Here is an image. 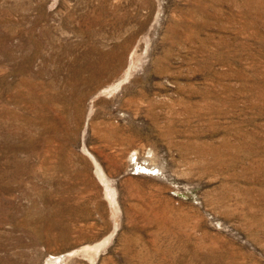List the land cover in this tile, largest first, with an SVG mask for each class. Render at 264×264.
Wrapping results in <instances>:
<instances>
[{
  "label": "rangeland",
  "instance_id": "obj_1",
  "mask_svg": "<svg viewBox=\"0 0 264 264\" xmlns=\"http://www.w3.org/2000/svg\"><path fill=\"white\" fill-rule=\"evenodd\" d=\"M0 264H264V0H0Z\"/></svg>",
  "mask_w": 264,
  "mask_h": 264
}]
</instances>
